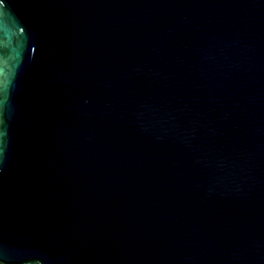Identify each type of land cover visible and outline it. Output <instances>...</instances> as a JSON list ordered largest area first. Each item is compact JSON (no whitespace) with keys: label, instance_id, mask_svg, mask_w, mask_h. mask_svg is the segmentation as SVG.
<instances>
[{"label":"water","instance_id":"95a60500","mask_svg":"<svg viewBox=\"0 0 264 264\" xmlns=\"http://www.w3.org/2000/svg\"><path fill=\"white\" fill-rule=\"evenodd\" d=\"M0 264H264V0H0Z\"/></svg>","mask_w":264,"mask_h":264}]
</instances>
